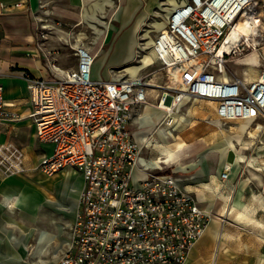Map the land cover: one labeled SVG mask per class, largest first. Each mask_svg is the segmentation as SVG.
Returning a JSON list of instances; mask_svg holds the SVG:
<instances>
[{
	"label": "built area",
	"instance_id": "1",
	"mask_svg": "<svg viewBox=\"0 0 264 264\" xmlns=\"http://www.w3.org/2000/svg\"><path fill=\"white\" fill-rule=\"evenodd\" d=\"M261 2L181 0L167 8L151 42L172 84L156 95L160 123L167 125V116L191 98H203L215 103L218 122L258 120L264 129V67L248 81L226 73L227 62L251 40L229 34L260 16ZM73 51L70 68L54 66L48 77L25 74L35 137L51 146L31 169L46 176L72 169L81 176L70 243L58 264H185L210 214L175 171L153 168L140 156L128 125L148 102L147 84L138 73L93 78L92 50L78 43ZM8 107L0 83V124L17 117ZM230 168L223 165L221 179ZM28 170L24 150L0 141V176Z\"/></svg>",
	"mask_w": 264,
	"mask_h": 264
},
{
	"label": "crops",
	"instance_id": "2",
	"mask_svg": "<svg viewBox=\"0 0 264 264\" xmlns=\"http://www.w3.org/2000/svg\"><path fill=\"white\" fill-rule=\"evenodd\" d=\"M90 1L94 0H0V83L3 87V97L9 103V110L17 115L16 118L5 120L0 124V141H11L21 147L25 152V165L29 168L23 174L0 176V264L10 263L9 243L12 244L11 251L20 253L19 248L22 249L9 239L10 235H14L10 231L15 229L19 233L22 230L20 228L22 225L14 216L31 217L41 205H44L69 214L68 218H72L77 209L78 193L74 194L76 206L72 214L45 202V198L57 196V191L53 194L49 189L44 188V182L39 179L41 172L31 169L42 155L50 151L51 146L39 142L35 137L34 126L28 116L30 103L25 74L48 77L54 75V66L64 68V62L59 56L49 57V50L56 43L69 44L72 49L78 44L69 43L71 40L68 35H73L75 31L66 29L60 23L71 22L73 26L87 24L88 12L92 7V10H95L99 5L96 2L90 7ZM104 1L102 0V5L113 6L112 0L106 4ZM260 15L264 16L263 10L260 11ZM98 19L100 18L94 17L88 22L89 25L93 24L96 31L98 24H104L102 19L100 22ZM40 32L45 35L42 37ZM128 33L127 31L121 39L124 44L122 51L130 47ZM99 39L95 40L94 56L103 43ZM120 54V61L129 59L127 53L120 52ZM240 73L244 74L243 69ZM242 74L240 77H246ZM93 78L109 79L111 75L105 69L104 76L95 71ZM155 104L156 102L141 105L129 121L128 127L141 146L140 156L153 168L160 167L153 164H159L163 166L161 168L175 171L180 183L192 192L199 206L210 214L207 225L190 250L185 264H264V179L260 177L264 170V164L260 159L264 157L244 150V160L234 166L237 157L235 146H226L219 150L210 148L205 154L196 155L194 145L186 142L179 159L187 165L179 167L176 161L168 164L157 163L154 160L160 152L158 141L163 137L159 128L163 129V134L167 133V128L172 127L173 131L176 128L174 125L176 114L185 103L177 108L169 127L170 124L160 123L164 112ZM214 107L215 104L206 122L216 126L222 122L215 119ZM251 122L255 125L259 123L258 120ZM170 141L173 143L175 136L173 139L170 138ZM150 145L157 147L156 153L144 152ZM225 163H229L231 168L228 177L223 180L220 178V172ZM196 164L200 168L195 174L184 175L180 172ZM31 176H35L34 179L41 182L43 187H35ZM71 176L76 177L79 190L81 176L72 169H62L45 177H53L61 181L66 178L71 179ZM192 181L195 183H191ZM207 183L210 187L206 186ZM229 196H231L230 206L227 198ZM48 221L53 225L56 224V218L50 212ZM4 254L7 256L5 259Z\"/></svg>",
	"mask_w": 264,
	"mask_h": 264
},
{
	"label": "rangeland",
	"instance_id": "3",
	"mask_svg": "<svg viewBox=\"0 0 264 264\" xmlns=\"http://www.w3.org/2000/svg\"><path fill=\"white\" fill-rule=\"evenodd\" d=\"M174 1L179 3L181 0H112V7L108 4L102 5V0H94L90 1V7H92V4H96V2L99 5L95 10H92V7L88 12L87 24L73 26L70 22L67 24L60 23V25L68 30L72 29L75 31L73 35H68L71 40L69 43H81L88 46L93 53H96L94 51L95 40L100 38L99 40L103 41L100 44L99 52L94 56L92 76L95 71L104 76L106 69L110 75L126 78L129 76V73L125 71V67L127 65L139 64L140 60L149 54V63L139 69L137 73L142 75L144 81H148L147 103L152 104L157 101V94H161L163 91H168L172 88L165 69L162 68L160 62L155 59L152 53L151 42L165 22V11ZM261 4V11H264V0H262ZM100 6L103 8L101 9ZM101 15H104V17ZM93 16L104 21V24L97 25V31L100 34L97 33L93 26L88 24L93 19ZM139 18H142V22L134 28ZM260 22L261 24L258 27L261 33L260 39L254 43L250 40L240 54H234L231 57L230 61L226 64L227 75L240 76L242 74L240 73L241 70L246 69V74L244 75L249 79L255 77L259 69L264 67V16H261ZM127 31L129 32L128 36L134 38V55L131 59L120 61L121 54L117 51L124 48L121 39ZM73 52L69 44L62 45L61 43H56L54 47L50 48L49 57L51 58L53 55L59 56L64 62L63 67L70 68L74 66L76 61ZM214 104V102L203 98H191L187 101L176 114V121L174 123L176 128L172 131L175 136L174 143L179 141L192 143L194 145V153L202 155L206 153V150L216 148L227 140L236 141L239 139L240 142L236 144V147H238L242 154L245 150L250 154L264 157V130H260V133H257V131H254L257 124L255 125V123L247 121L249 129L255 132L253 136H249L246 131L240 129L241 124L244 122L243 119L228 120L216 126L209 125L206 122V118L212 113V106ZM156 151L157 147L153 145L144 150L148 154H154ZM199 168L200 166L196 164L180 172L184 175L195 174ZM167 171H169V168ZM42 175L39 176V179L44 182V188L49 189L53 194L57 191V196L52 195L45 198L44 201L53 204L57 209L72 214L76 206L74 194L78 188L76 177L71 176V179L66 178L59 181L60 179ZM34 177L31 176L34 186L43 187V184L35 180ZM260 177L264 179V170L260 174ZM191 183L195 182L192 181ZM49 212L56 218L55 225L48 221ZM35 213L34 218L28 215L14 216L17 217L18 222L22 225V230L29 229L30 227L33 228L27 237L24 235L17 237L20 239L18 245L22 248H19L20 253L11 251L12 244L9 243V253L14 252L17 254V258L9 260V264H13L14 262L16 264L19 262L21 264H58L57 260L59 256L67 247L63 245V239L68 236L70 241V225L73 222L74 214L72 218H68L69 214L55 211L50 209L49 206L44 205H41ZM38 230L45 231V237L49 241L47 248L44 247L46 251L42 252L40 257L33 256L32 253L36 245ZM10 233L19 235L15 229L10 231ZM11 241L13 242V240Z\"/></svg>",
	"mask_w": 264,
	"mask_h": 264
},
{
	"label": "bare ground",
	"instance_id": "4",
	"mask_svg": "<svg viewBox=\"0 0 264 264\" xmlns=\"http://www.w3.org/2000/svg\"><path fill=\"white\" fill-rule=\"evenodd\" d=\"M111 1L110 0H105L104 3H110ZM110 6V5H109ZM94 18V17H93ZM99 22L101 21L100 19H98ZM97 20V21H98ZM261 16H258V15H255L254 16V19H252L251 21H241L239 23H237L233 30L231 31V33L229 34V38H236L238 37L239 35H246V36H251V41L254 43V42H257L259 39H260V31L258 29V27L260 26L261 22ZM103 21V20H102ZM142 22V18H139L135 24V27L136 28L139 24H141ZM93 24H91L92 26ZM161 28V27H160ZM107 31V30H106ZM100 34V33H99ZM106 36V34H105ZM138 42V41H137ZM128 43L130 45V47L128 48V50H121L120 52L122 53H127L128 54V57L129 59L132 58V56L134 55V38L133 37H128ZM131 43V44H130ZM128 45V44H127ZM128 45V46H129ZM138 47V46H136ZM127 51V52H126ZM119 52V50L117 51ZM119 52V53H120ZM247 55V54H246ZM149 60H150V55L147 54L143 57L142 60H140L141 62L139 64H132V65H127V67H125V71H127L129 73L130 76L132 75H135L139 69H141L143 66L147 65L149 63ZM132 61V60H131ZM244 71V74H246V69H243ZM125 74V73H124ZM243 74V75H244ZM248 74V73H247ZM243 80L245 81H248L250 80L251 78H247V77H241ZM145 84H148V81H145ZM149 84H152V83H149ZM155 86V85H154ZM155 96V95H154ZM161 105L164 107L166 104L165 103H161ZM176 110L177 108L172 112L170 113L166 119H168V123L167 124H170L168 125L171 126V123L173 121V118H174V113H176ZM247 121H251L250 119H244V122L241 124V130L243 131H246V133L249 135V136H253L255 134L254 131H257V133L261 130V128L259 127L260 125L257 124V127L255 128L254 131L250 130L249 129V124ZM167 127V126H166ZM165 127V128H166ZM172 128V127H171ZM169 129L167 128V133L163 134V129L162 128H159V131L162 133L163 137H162V140L158 141L159 143V149H160V152H158V154L156 155L155 157V162L157 163H172L174 161L177 162V166H185L187 164L184 163V161L180 160L179 159V154L181 153V151L183 150L184 146L186 145V142H182V141H179V142H175L173 141V143L170 141V138L173 139L174 135L172 133V129ZM260 133V132H259ZM258 136V135H257ZM240 142V140H236V141H233V140H227L226 142H224L222 145L216 147V148H211V149H215V150H219V148H223V147H233L235 146L236 150H237V157H236V161L234 163V166L238 165L241 161L244 160L243 158V154L242 152H240V150L238 149V147H236V144H238ZM261 162L264 164V158H261L260 159ZM150 162V160H148ZM152 164V163H151ZM155 166H160V167H163L159 164H153ZM201 171V170H200ZM202 172V171H201ZM43 174V173H42ZM216 174V173H215ZM45 175V174H44ZM207 187H210V185L207 183L206 184ZM217 187V186H216ZM76 193H78V188H77V191ZM75 193V194H76ZM225 197V196H224ZM228 198V202H229V205L230 206V202H231V196L227 197ZM226 199V197H225ZM51 202V201H50ZM226 206V205H225ZM230 209V208H229ZM228 209V210H229ZM235 209V208H234ZM233 209V210H234ZM232 211V210H231ZM230 211V212H231ZM74 213V211L72 212ZM234 213V212H232ZM233 215V214H232ZM32 218L35 217V215H32L31 216ZM33 221V220H32ZM14 223V222H13ZM63 227V226H62ZM21 228V227H20ZM33 227H30L29 229H26V230H23V231H19V235H16L17 237H20L22 235H24L25 237H27L29 235V233L31 232ZM46 235V232L43 231V230H38L37 231V236H36V245L34 247V250L32 251L33 253V256H36V257H40V254L44 251H46L44 249L47 248L48 246V243L49 241H47V238L45 237ZM11 240H13V243L16 245L19 243V238L15 237V235H10L9 236ZM55 239V238H54ZM52 240V239H51ZM70 243L69 241V237L67 236L65 239H63V245L65 246H68ZM35 244V243H34ZM61 244V243H60ZM51 246V245H50ZM2 252V251H1ZM4 253V252H3ZM7 256H5L4 254V259L6 258ZM17 258V254L14 253V252H10L8 254V260H15ZM3 264H5V262H3Z\"/></svg>",
	"mask_w": 264,
	"mask_h": 264
}]
</instances>
